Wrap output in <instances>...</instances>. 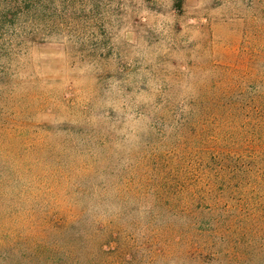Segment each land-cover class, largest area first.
<instances>
[{
    "label": "rangeland",
    "instance_id": "374dc122",
    "mask_svg": "<svg viewBox=\"0 0 264 264\" xmlns=\"http://www.w3.org/2000/svg\"><path fill=\"white\" fill-rule=\"evenodd\" d=\"M0 264H264V0H0Z\"/></svg>",
    "mask_w": 264,
    "mask_h": 264
}]
</instances>
